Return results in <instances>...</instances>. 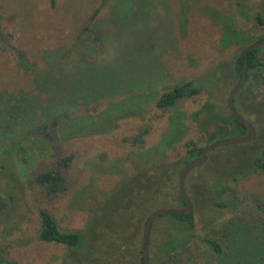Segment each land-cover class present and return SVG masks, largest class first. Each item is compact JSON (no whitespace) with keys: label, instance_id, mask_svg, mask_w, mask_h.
<instances>
[{"label":"rangeland","instance_id":"1","mask_svg":"<svg viewBox=\"0 0 264 264\" xmlns=\"http://www.w3.org/2000/svg\"><path fill=\"white\" fill-rule=\"evenodd\" d=\"M257 12L264 20V0H0V162L5 155L12 163V173L9 165L0 172V200L5 216L16 222L5 241L0 238V258L17 264H138L131 253L138 250L140 227L125 224L131 210L123 204L130 199L136 209L143 198L145 160L160 164V139L171 123L175 141L165 150L171 164H183L186 141L203 146L239 136L225 122L231 85L207 74L214 63L229 64L242 44L264 34L253 22ZM191 79H200L203 87L197 96L155 107L159 94ZM236 102L243 118H258L264 90L242 91ZM60 113L67 114L61 136L74 135L59 140L56 130L47 143L34 140L31 131ZM142 127L141 145H130L128 139ZM68 154L65 189L46 200L27 181ZM177 177L172 176L175 188ZM227 184L241 201L233 204L229 193L222 196L223 207L200 208L190 201L193 233L214 238L222 252L215 255L198 239L189 240L173 264H249L256 245L264 249V214L253 205H264V174ZM166 199L168 207H179L172 191ZM36 209L49 213L60 229L96 222L91 232L99 237L81 250L36 241ZM168 215L153 219L148 261L171 223Z\"/></svg>","mask_w":264,"mask_h":264},{"label":"trees","instance_id":"2","mask_svg":"<svg viewBox=\"0 0 264 264\" xmlns=\"http://www.w3.org/2000/svg\"><path fill=\"white\" fill-rule=\"evenodd\" d=\"M238 4H240L239 1L237 2V5ZM96 11L97 8L92 12L89 20L94 17ZM253 22L256 23L258 27H260L264 31V20L262 19L260 13L257 12L254 14ZM262 37H264V34L261 37H257L255 40ZM240 40L241 38L239 39V41ZM242 42L244 43V41ZM252 42H245L244 45L242 44L241 49L229 64H225L224 66H222L219 63H214L208 70L207 76L210 79H214L216 78L215 76H218V78L216 79H219L221 82L228 81V83L232 87L239 78V69L241 66L240 63L242 62V50L245 46L251 44ZM262 46L247 51L245 62V80L242 87L238 90V92H236L232 100L235 110L242 117L244 113L240 110L236 102L238 94H241L242 91L247 92L248 89L256 91L258 86H261L264 90V54L261 52ZM196 80L197 79L186 80L171 86L167 91L159 94L155 98V107L160 109L170 108L174 106V104L179 99L193 97L195 95L197 96L203 90V87L197 83V81H199L200 79L197 81ZM241 102L244 103L243 100H241ZM210 105H206L204 107L206 113L211 110ZM261 105L262 106H258L256 111L258 112V118H245L253 125L255 129V134L252 139L240 144L218 147L207 152L204 162H202L195 169H192V173L187 174L185 178L186 180L184 182V191L186 193L188 191V188L192 189L193 196L192 194L190 195L189 192H187L186 194H188V197L191 196L189 197V200L192 201V203L196 202L198 207L200 206L201 208V205L206 204L209 205V208L210 206H225V202L222 199V196L225 193L230 194L233 204L237 203L241 201V199H239L235 195L234 190L230 188L227 183L234 184L237 181L257 172H261L264 174V103ZM228 116L229 118H225V122H230L232 126H234L235 134L245 135L247 133V129L237 120L232 118L229 113ZM65 117H67V114L64 113L54 115L48 120L46 124H38L34 128V131L36 132L31 131V136L33 137V139L34 137H36L34 140L40 142V144H44L47 143V141H51L52 133H55V131L58 130L57 137L59 140L69 139L74 134L68 137L61 136L63 126L62 122ZM208 119L205 118V123L208 121ZM206 125L207 124H204L203 127L205 128ZM110 127L111 125L109 126V128ZM5 129L6 131L8 130L7 126L5 127ZM175 129V123H171L168 135H164L160 139V142L162 139H164L162 141L164 143H159V146L161 145V149L159 152H157V154L160 156V164L153 165L151 159L145 160V176L143 179V181L145 182L143 187L144 196L140 199L136 209L133 208V202L130 199V205L127 201H125V203L123 204L124 208L128 207L127 209L131 210V213L129 212L130 214H127L128 219L126 220L124 218L123 221L125 222V224H127L126 222L128 221V223L131 224L135 228V230H137L139 224V233L141 232L145 216L150 211L158 207L170 206V203L168 202L166 197L171 191L175 195V199L179 204L178 206H184L183 201L177 194L174 183L172 185V176L174 173H176V176H178L183 164L192 158H196L199 155L200 148L202 146L200 144H194V142L192 141H186L184 144L185 151L182 159L183 164H171L170 162L166 161L165 150L170 148V143L172 141H175ZM216 129L220 128L216 127ZM8 133L9 132H5L6 135H8ZM145 133V127L139 128L136 134L128 139L130 145L140 146L142 143L141 136ZM35 135H37L38 137ZM19 151L20 153H22L21 150ZM151 151H153V149ZM1 157L3 158V162H0V172L8 168L9 165L12 173V163L7 160L5 155H2ZM71 158V154L60 157L56 163L57 167L49 168L45 171L35 172L31 180H28L27 183H32L33 185L37 186L46 200L54 198L57 194L62 193L65 189V178L62 170L63 168L67 167ZM19 160L21 162V165L24 164L25 158L19 157ZM12 177V184L14 185L16 183V179L14 178V176ZM4 178L7 182L8 180H10L9 177ZM7 197L10 198V195H7ZM253 205L258 212L264 214L263 204H261L260 202H255L253 203ZM5 206L6 203L0 200V224L3 226V233L0 238H2L3 241H5L6 235L11 230H13L12 227L16 225V222L11 221L10 218H7L5 216ZM139 209L143 210L142 213L144 215L142 218H139L138 216L136 217L135 212ZM191 212H193L192 209L185 213L168 215L171 218V223H168L163 228L166 231L164 237L158 245L157 252H155L152 258H149L148 264H173L172 257L174 256V254L177 252H181L182 249L187 245L188 241L194 239H198L199 242H202L206 247H208V250L215 255H218L220 254V252H222L220 244L214 238L207 236L198 238L195 236V234L193 233V218H191ZM35 214L36 218L38 219V228L36 230L34 239L41 243H59L69 250H81L85 242L90 245L94 243L99 237L97 234L91 232L93 230L92 227H96V222L88 220L89 222L86 223L81 229L65 230L60 229L55 219H53L52 216L46 211L36 209ZM160 216L161 214L157 215L154 219ZM133 217H135L136 220ZM131 218L133 219L132 223ZM153 222L154 220L151 222L148 229L147 246L149 243L150 233L153 231ZM5 225H8V228H6ZM6 243L9 244L11 243V241L6 240ZM256 246H258L256 252L257 256H255L254 260L252 259L251 263L249 264H264V254L263 252H261V250L264 251V249H261L259 245ZM85 253L86 252H82L80 256H83ZM131 255L138 258V264L141 263L142 258L140 254V241L138 244V250H135L133 253H131ZM85 256L87 259L90 254L86 253L83 257ZM80 258L81 257H78L79 260ZM89 260L90 259H88V261ZM1 261L9 264H17L11 260H4L3 258H0V262ZM81 261L84 262L86 260L83 258Z\"/></svg>","mask_w":264,"mask_h":264},{"label":"water","instance_id":"3","mask_svg":"<svg viewBox=\"0 0 264 264\" xmlns=\"http://www.w3.org/2000/svg\"><path fill=\"white\" fill-rule=\"evenodd\" d=\"M264 45V37L259 38L252 42L251 44L245 46L242 50V62L240 63L239 69V78L237 82L233 84V86L228 91L225 98V107L229 113V115L241 123L246 129L247 133L245 135L232 136V137H223L216 140H212L206 143L204 146L200 148L199 155L196 158H192L187 161L181 168L177 180H176V191L180 199L183 201L184 206L179 208L172 207H164V208H155L150 211L146 216L142 225V229L140 232V254H141V263L140 264H148V253H147V233L149 226L154 219L159 214H181L188 212L191 209V203L189 197L184 191V180L185 176L189 170L195 169L198 167L204 160L206 159V153L218 148L232 144H240L249 141L253 138L255 129L253 125L243 118L234 108L233 106V97L236 92L242 87L245 80V69H246V53L254 48L260 47Z\"/></svg>","mask_w":264,"mask_h":264}]
</instances>
